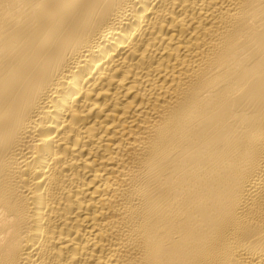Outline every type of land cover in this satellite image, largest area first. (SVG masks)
<instances>
[{"label": "bare ground", "instance_id": "6f19581e", "mask_svg": "<svg viewBox=\"0 0 264 264\" xmlns=\"http://www.w3.org/2000/svg\"><path fill=\"white\" fill-rule=\"evenodd\" d=\"M0 264H264V0H0Z\"/></svg>", "mask_w": 264, "mask_h": 264}]
</instances>
